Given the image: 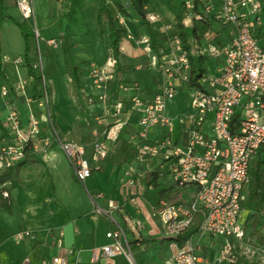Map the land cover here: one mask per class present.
Returning <instances> with one entry per match:
<instances>
[{"label":"built area","instance_id":"1","mask_svg":"<svg viewBox=\"0 0 264 264\" xmlns=\"http://www.w3.org/2000/svg\"><path fill=\"white\" fill-rule=\"evenodd\" d=\"M15 5L23 19L33 22L31 0H16ZM263 9L262 0L182 1L180 25L187 33V49L179 36L177 20L168 22L155 11L148 12L145 20L141 19V25L146 28L148 23L152 31L162 34L157 51L152 47L147 28L141 34L126 29L125 40L140 48L147 57V66L159 73L148 100L140 96L139 82H119L116 90L110 88L117 76V64L111 52L104 63L90 64L88 77L95 90L92 96L102 105L103 117H115L101 135L93 138L91 161L97 163L107 157L108 143L119 138L128 127L131 114L137 113L138 127L128 137V143L136 150L133 161L144 164L159 158L168 163L177 187H194L188 201L174 203L158 199L150 205V215L160 222L167 236L171 264H244L245 261V264H264V206L259 230L253 231L252 221L246 220L245 224L240 221L250 164L264 151V45L259 44L264 35ZM118 19L124 25L121 15ZM196 24L198 28L193 35ZM204 25L208 26L201 34L200 28ZM32 33L37 43L35 27ZM58 41L52 38L46 44L55 45ZM189 56L206 57L202 63L204 71L195 84H191ZM3 60L9 61V58L3 56ZM12 62L17 65L21 59L17 57ZM140 68L138 65L137 69ZM24 84V80L11 88L0 84V96H7L10 89L22 91ZM39 84V95L33 100L27 99V103L35 102L41 112L39 119L30 111L26 124L22 125L17 111L8 109L0 123V171L23 160L26 148L46 150L55 144L75 179L83 184L93 170L84 146L60 138L42 74ZM184 89L191 112L177 117L178 127L187 133L185 140L176 141L172 138L173 119L166 113V101ZM121 92L128 97L122 98ZM39 122L47 126L43 133ZM157 127H162L163 135L151 138ZM126 164L123 174L127 185L136 187L144 174L133 162ZM128 201L136 204L135 194ZM107 206L108 210H104L95 205L94 215L109 216L110 210L117 208L111 199ZM133 222L136 229L141 227L139 220ZM192 227L195 232L184 237ZM202 235L219 237V247L213 256L198 252V237ZM29 236L30 232L24 230L14 234L13 240L19 242ZM105 237L108 243L92 250V262L100 252L108 264L116 256H123L127 264H134L124 231L118 224ZM48 264H67V257L63 253L56 255Z\"/></svg>","mask_w":264,"mask_h":264},{"label":"crops","instance_id":"2","mask_svg":"<svg viewBox=\"0 0 264 264\" xmlns=\"http://www.w3.org/2000/svg\"><path fill=\"white\" fill-rule=\"evenodd\" d=\"M32 1L33 5V21L34 19H37L40 24V30L43 34V42L45 47L50 46H57L64 45V42H66V36L62 34L55 35V36H44V30L47 26V19L46 16L48 15L47 7L49 2L54 1L58 4H67L71 2V0H36L37 1V9H35L34 0ZM112 2V0H109ZM123 8L129 13V17L121 16L122 21L126 27L127 30L131 31L135 34H141L145 31V27L141 25V18L140 16L133 10L131 6L132 0H118ZM183 1V0H181ZM16 0H0V17L1 14L3 15V18L0 20V84H6L10 88L19 80H24V88L22 91L14 92L12 89L8 92V95L5 97L0 96V123L7 112L8 109H14L19 114V117L21 119L22 125H25L28 116L30 113L29 107L31 106V103H27V99H35L37 96V86L39 85V82H34L33 78L28 73L27 63L34 69L36 72V64L33 62L34 57L31 51V42L32 38L29 39V51L26 55V61L24 60V40L21 35L20 29L18 26L14 24V21L17 23L25 22L26 21H32L25 20L19 21L17 17V14L19 15V11L16 8L15 5ZM109 2V3H110ZM94 7L92 10L96 11L98 13V2H93ZM132 8V10L130 9ZM147 11H155L159 13L164 19L168 22H173L176 19V10L170 9L168 6L163 5L162 3H159L158 0H147V4L143 7ZM35 17V18H34ZM28 29V26H27ZM147 30V29H146ZM38 33L37 43L38 39L41 37L39 34V31L36 29ZM217 33L220 34V31L217 30ZM222 35V34H221ZM98 38L99 42L106 45L108 48L107 40L105 39V36H101ZM224 36V32H223ZM262 37V36H261ZM59 39L57 44L55 45H48L46 44V40L48 39ZM138 52L144 56V53L140 51L139 48L135 47L131 42L127 40H123L120 45V54L118 59V64L116 67V80L111 83L110 88L112 90H116L117 84L120 82H124V76H126L132 69L133 70H140L141 68H148L147 66V59L146 62L142 63H134L130 64L129 60L132 58H136L138 55ZM39 54V52H38ZM110 55V50L108 48V53L105 59L101 61L104 63L108 56ZM3 56H7L9 58V61H4ZM19 57L21 59V62L17 65H15L12 60ZM101 63V64H102ZM41 65V64H40ZM140 65L141 68L137 69V66ZM150 68V67H149ZM41 74L43 75V72L41 71ZM44 77V75H43ZM75 77H77V72L74 70L73 77L68 74L67 76V84H68V95L71 97L72 100H74V106L77 107L80 105L79 110L77 109V116L75 118V121L66 123L62 120L59 121L56 116L51 114L53 122L56 124L59 134L61 135V138L65 141H73L76 143H79L84 146L85 149V155L90 160V163L92 165V173L91 175L84 181L83 184H80L74 177L72 170L70 166H68V162L66 161L65 157L63 156L62 152L58 148L57 145H52L50 148L46 150H39V149H32L30 150V155L27 160L25 158L18 163L14 164L12 167H16L20 171V180L18 181V184H22V186H32L33 189L38 190L41 188V186L44 185V187L49 188L51 187L52 193L56 191V185L55 182H61L64 183L66 181V175L67 172L71 175L72 180H75L78 186H82L85 188V186H89L90 189H94V192L96 193V196L98 200L105 205L106 209L108 210L107 201L109 199L113 200L117 208L110 210L109 214H112L113 212H116L118 216L121 218V224H118L124 231L125 239L128 243V246L131 250H139L140 254L147 251L148 248V242L147 241H156L154 236L155 229H151L150 231L146 232L147 240H145V235L142 233L143 231V224L141 223V227L136 229L134 227V222L136 220H139L138 218H142L144 215L145 210L150 212V205H152L155 201L158 199H165L169 202H182L181 201V193L180 190L185 189H192V192L190 194V197L194 191V187L187 186L183 188L175 187L174 184H171L170 187H168V179L169 176L171 177V174L169 173V165L167 162L162 161L159 158H153L147 161V163L144 164H138L133 162L135 165H137L138 170L143 172V177L140 179V182L136 187H129L126 182V178L124 177V170L126 169V163L119 165V162L117 165L115 164V157L118 155V161H119V151L121 147V141L125 140L128 142L129 132L131 130L137 129L136 121H137V115L135 116V113H132L130 116L128 127L123 131V133L120 135V142H114V143H108V154L110 153V149L112 147H115L117 144V149L113 154V157L111 159H108L107 157L100 162H93L91 161V143L93 141V138L95 136H99L102 133V130L99 125H102L98 122L93 123L90 125L88 122V119H86L87 114L89 113V116H98V119L103 120V107L100 103H98L94 97L92 96V93H90L84 86L82 88H76L74 86V82H76ZM159 77V73L156 72V76H153L152 80L149 84L140 82L142 85V91L140 93V96L144 100H148L150 97L151 92L155 89L156 83L155 79ZM45 78V77H44ZM139 82V81H138ZM48 87V92L51 94L50 87ZM83 93V95H82ZM91 94V98L94 102H89V96ZM121 96V95H120ZM122 98L126 99V95H122ZM86 99L88 102H86ZM26 111V118L25 120L21 117V111ZM51 111V110H50ZM32 112V111H31ZM78 115L83 117L85 115V118L83 121L77 120ZM93 122V119L91 120ZM98 123V124H97ZM70 130H67L69 129ZM186 131L181 130L180 127H178V131L176 135H172V138L176 141H182L185 140L186 137ZM163 135V129L162 127L155 128L151 133V138L154 137H161ZM124 138V139H123ZM119 139V138H118ZM123 139V140H122ZM20 162H22L20 165H18ZM167 165V170L165 172L162 171L163 166ZM120 172V173H119ZM23 175V176H22ZM172 183V182H171ZM18 184L14 185L11 190L10 199L13 201L16 197V194L14 190L19 186ZM18 185V186H17ZM17 186V187H16ZM28 188V193H30L31 187ZM174 188V189H173ZM35 192V191H34ZM132 193L135 194L136 197V204H131L128 201V198L132 196ZM189 197V198H190ZM16 200V199H15ZM14 200V201H15ZM45 204V203H44ZM99 206V205H98ZM91 208H89V213L91 214V220L95 222L94 225H90L87 222H83L82 219H79L76 222V225L73 230V235L69 233H64V235L61 236V240L57 239V242H55L52 239V229H42V237L39 236V238L33 243H26L23 245V252L21 254L17 253V250L20 247L19 242L14 241L16 245H14L15 249H12V251L9 252V254H4L2 250H0V264H48L49 260L59 254H65L67 257V264H74L76 261L80 262L81 264H100V260L104 257L101 255V253H98V256L94 262L91 261V253L92 250H99L103 245L108 243L107 238L105 237V233L110 230H105L104 237L102 236V239H99V235H101L100 226L96 223V220L98 216L94 215V211H92ZM93 213V214H92ZM151 216V215H150ZM29 221H31V216L28 215L27 217ZM154 220H157L156 218L152 217ZM150 218V219H151ZM113 228L115 227V223L112 222ZM153 230V232H152ZM29 231V230H27ZM30 232V231H29ZM30 232V236H31ZM35 235V234H33ZM207 236V235H206ZM150 237V238H149ZM201 237V236H200ZM198 237V252L203 255L213 256L215 254V251L219 247V241L218 246L215 248L214 251L210 252L211 247L214 246L215 243L210 242V244H206ZM42 238V239H41ZM51 238V239H50ZM211 239V237H209ZM164 239V238H163ZM154 244V243H153ZM155 245L154 244V250L156 251V257L155 262L152 259V262L146 261H139L138 264H171V261L169 260V253L167 251V247L164 245ZM211 246V247H210ZM1 247V246H0ZM210 247V248H209ZM47 249L49 253H52L51 256H47L48 259L45 260V258L40 261L31 260V257H34L33 255L36 253H40L44 249ZM1 249V248H0ZM68 250H71V254H67L66 252ZM28 256L30 258H28ZM27 259V262L25 261ZM134 260V259H133ZM121 259H113L111 263L109 264H122ZM106 262V261H104ZM124 264V261H122ZM108 264V262H107ZM135 264V263H134Z\"/></svg>","mask_w":264,"mask_h":264},{"label":"rangeland","instance_id":"3","mask_svg":"<svg viewBox=\"0 0 264 264\" xmlns=\"http://www.w3.org/2000/svg\"><path fill=\"white\" fill-rule=\"evenodd\" d=\"M158 1L159 3L168 6L170 9H174L172 0ZM93 2H98V8L104 3H111L109 0H71V2L67 4H58L54 1L49 2L47 7L48 15L46 16L47 26L44 30V36H57L62 33L66 36V42H64V45L57 46V48H55V46H44L43 34L40 30V24L37 19H34L33 22L26 21L28 30L32 33L35 27L41 36L38 39V43H36L34 36L31 37V51L34 57L33 62L36 64V75H40L42 71L46 80V85L50 87V112L56 116L59 121L62 120L66 123L75 121L77 116L76 111L80 108V105L77 107L74 106V100L68 95V74L73 77L75 70L77 72V77H75L76 82L73 83L74 86H76V88H82L83 86L85 88L87 87L90 93L95 94V90L91 87L88 77L89 67L91 63L97 65L101 64V61L106 58L108 53L106 45L98 40L100 37L99 23L97 21L98 13L92 10L94 7ZM34 5L35 9H37L36 0H34ZM130 10H132V8ZM16 18H18L19 21H24L20 14H17ZM261 19L264 25V9L261 13ZM259 44L262 46L264 45V35L259 39ZM146 59L147 57H143L140 52H138L137 57L130 59L129 62L130 64L137 62L144 63L146 62ZM153 76H156V71L152 68L145 67L140 70L132 69L126 76H124L123 83L128 84L139 81V83L143 82L149 84ZM37 89L38 96L41 89L40 84L37 86ZM120 95L124 96L125 94L121 92ZM126 97L128 96L126 95ZM86 102H88L87 99ZM91 102L94 101L92 100ZM29 110L33 112L36 119H39L41 112L37 109L35 102L31 103ZM190 112L189 99L187 98V91L185 89L166 101V113L173 119V136L176 135L178 131L177 117L180 114H187ZM85 114H87L86 119L89 118L88 122L90 125L98 122V116H93L92 118V116H89L88 112ZM136 115L137 113H135V116ZM26 116V111L22 110L21 117L25 120ZM84 118L85 115H83V117L78 115L77 120L83 121ZM92 119L93 122H91ZM114 119L115 117L113 116H105L101 122H98L102 124L99 125L100 128L106 129ZM54 126L58 131L55 123ZM136 126L138 127L137 124ZM39 127L41 128L42 133L47 129V126L42 122H39ZM67 130H70V128ZM59 136L61 138L60 134ZM120 138L121 137L119 136V139L115 142H120ZM116 149L117 144L110 149V153L107 157L108 159L113 157ZM117 157L118 155L115 157L116 165L119 162ZM260 158L264 159V151L260 153ZM167 168V165H164L162 171L165 172ZM0 174H4L6 177V180L0 183V193L2 197L6 199L2 200L3 204H1L0 199V250L6 255L9 254L12 249H15L14 245H16V243L13 240V235L18 232L29 230L32 233L31 236L19 241V244H17L20 246L18 247L19 249L17 250V253L23 255V245L26 243H33L35 237L36 240L39 236L42 237V229H52V239H50L57 242V239L61 240V236L64 235V233L73 235L74 227L79 219H82L83 222H87L90 225L95 224V222L90 219L91 214L88 212L89 208L94 211L95 205H99L100 208L106 209L105 205L98 200L94 189H90L89 186H85V188L78 186L76 181L72 180L71 175L68 172L64 183H62V181L60 183L55 182L56 191H54V193H52L51 187L46 188L44 185L38 190L33 189L32 186H27L31 187L29 190L30 193H28V188L26 186L23 187L22 184H18V181L20 180V171L16 167H8L1 170ZM16 184L19 185H17L18 187L16 186L17 188L14 190L16 200L14 199L15 201H12L10 199L11 190ZM171 184H174L177 188L172 176H169L168 187H170ZM191 192V188L180 190L181 201H188ZM7 202L10 205L9 210L5 209V203ZM28 215L31 216V221H29L30 218H27ZM249 215L250 212L248 211V208L244 207V209L241 210L240 221L245 224ZM150 218V212L145 210L142 218L138 219L143 224L142 233L145 235V240L148 238L146 232L153 228L155 229L156 236H154V238L156 241H147V251L142 254H140L139 250H132L135 264H138L139 261L142 262L146 260L152 262V259L155 262L156 251L154 250V244L160 245V242L161 245L167 247V236L164 234L160 222ZM112 222L122 223L121 218L116 212L109 214V216H98L96 223L100 226L101 231L99 239H102V236L104 237L105 230L113 228ZM197 223L198 219L196 220V224ZM200 239L205 240L203 242L206 244H210L211 241L212 243H215L214 246H210V252L214 251L218 246L219 237H213L210 239L208 236L202 235ZM51 255L52 253H49L45 248L40 253L34 254V257L30 258L28 256V258L42 262L44 258L46 260L48 259L47 256ZM117 258H120L124 261V264H127L123 256H116L115 259ZM104 261H106V259L100 260V264H107V261ZM122 261L121 263L123 264ZM243 263L245 264L246 261Z\"/></svg>","mask_w":264,"mask_h":264},{"label":"trees","instance_id":"4","mask_svg":"<svg viewBox=\"0 0 264 264\" xmlns=\"http://www.w3.org/2000/svg\"><path fill=\"white\" fill-rule=\"evenodd\" d=\"M264 3V0H262ZM147 4V0H132L131 6L133 10L140 16L142 20H145L146 14L149 12L143 7ZM172 5L174 10L177 11L176 14V20L178 22L179 26V36L182 40V43L184 45V48L187 49V46L185 45V39L187 37V33L183 29V27L180 25V18L181 15L179 13L182 1L181 0H172ZM118 15L129 17V13L123 8L121 3L118 0H112L110 4H102L98 8V14H97V21L99 23V30L101 36H106L108 48L112 54V56L116 60V64H118L119 54H120V45L123 40L126 38V28L123 24L119 22ZM3 18V15L1 14L0 20ZM14 24L18 26L20 29L21 35L24 40V60L26 61V55L29 51V39L33 36V33H31L27 26L25 25V22L17 23L14 21ZM208 25H204L200 28L199 33H204L207 29ZM146 27L148 30V34L151 39L152 47L154 51H157L158 48L162 44L163 36L160 32L152 31L149 28L148 23H146ZM198 28V25H195V29H193V35L196 33V29ZM206 59V57L202 56H189V62L191 66V84H195V80L200 76V74L204 71L202 67L203 61ZM27 62V61H26ZM28 73L33 78L34 82L40 81V75H36L34 69L27 63ZM1 75V73H0ZM237 118H233L232 121H236ZM4 136L5 132L2 130ZM29 148L25 149V160L29 158L30 155ZM136 154L135 148L128 143L127 141L123 140L121 143L120 151H119V165L129 163L131 162ZM22 162H20L18 165H20ZM249 175L250 180L245 190V199L241 202V210L244 209V207L248 208V211L250 212V215L247 218V221H252V225L254 226L253 231L259 230V227L261 226V209L264 206V159L260 158V154H257L254 159L252 160L249 168ZM6 180V177L4 174H0V183L4 182ZM0 199L1 204L2 200H6L2 197L0 193ZM5 209L9 210V203H5ZM193 232H195V227H192L191 230L186 232L184 234V237H187L191 235Z\"/></svg>","mask_w":264,"mask_h":264}]
</instances>
